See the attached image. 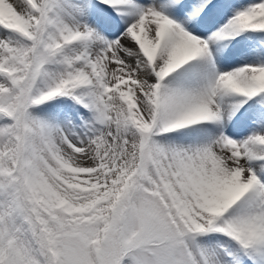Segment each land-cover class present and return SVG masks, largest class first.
Returning <instances> with one entry per match:
<instances>
[{"label":"snow or ice","instance_id":"snow-or-ice-1","mask_svg":"<svg viewBox=\"0 0 264 264\" xmlns=\"http://www.w3.org/2000/svg\"><path fill=\"white\" fill-rule=\"evenodd\" d=\"M0 264H264V0H0Z\"/></svg>","mask_w":264,"mask_h":264}]
</instances>
